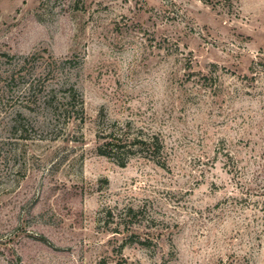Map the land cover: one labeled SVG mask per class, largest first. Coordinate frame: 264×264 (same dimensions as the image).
Listing matches in <instances>:
<instances>
[{
    "label": "rangeland",
    "instance_id": "rangeland-1",
    "mask_svg": "<svg viewBox=\"0 0 264 264\" xmlns=\"http://www.w3.org/2000/svg\"><path fill=\"white\" fill-rule=\"evenodd\" d=\"M100 262L264 264V0H0V264Z\"/></svg>",
    "mask_w": 264,
    "mask_h": 264
},
{
    "label": "trees",
    "instance_id": "trees-1",
    "mask_svg": "<svg viewBox=\"0 0 264 264\" xmlns=\"http://www.w3.org/2000/svg\"><path fill=\"white\" fill-rule=\"evenodd\" d=\"M71 95L70 100L75 99V92ZM83 116L82 102L80 101V109L78 111ZM82 120V119H81ZM129 128L125 129L123 127H114L110 130L99 131L96 135L98 141L97 153L100 156L115 159L117 158V164L123 167L126 161L121 159L123 156L129 155L133 150H139L142 152H147L156 157L159 150L162 149V142L159 140L158 136L152 134L150 137H142L138 135H131L129 133ZM132 154V153H131ZM154 157V158H155ZM161 164V163H160ZM163 166V163L161 164ZM99 264H104L100 262Z\"/></svg>",
    "mask_w": 264,
    "mask_h": 264
}]
</instances>
